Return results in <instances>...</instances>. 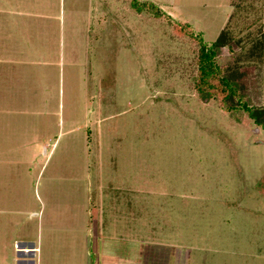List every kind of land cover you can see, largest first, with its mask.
Returning <instances> with one entry per match:
<instances>
[{
    "label": "rangeland",
    "instance_id": "1",
    "mask_svg": "<svg viewBox=\"0 0 264 264\" xmlns=\"http://www.w3.org/2000/svg\"><path fill=\"white\" fill-rule=\"evenodd\" d=\"M137 1L164 16L0 0V72L23 63L0 107L31 126L1 130L0 264H98L95 235L108 264H264V129L237 104L264 109V0ZM223 31L230 112L193 88L198 39Z\"/></svg>",
    "mask_w": 264,
    "mask_h": 264
},
{
    "label": "trees",
    "instance_id": "2",
    "mask_svg": "<svg viewBox=\"0 0 264 264\" xmlns=\"http://www.w3.org/2000/svg\"><path fill=\"white\" fill-rule=\"evenodd\" d=\"M132 6L135 7L139 14H149L155 19L162 18L163 13L161 9L150 1H137L132 0ZM172 34L176 36H187L195 39L192 32L190 31V25L181 22H174L172 27ZM227 30V29H226ZM230 39L228 34L223 31L217 39L212 43H205L202 39H198V49L194 64L196 66L195 77L193 81V88L195 92L202 98L210 100L214 99L218 101L224 111L230 112L235 108V104H229L233 97L237 95V88L239 83L235 74H226L224 69L217 63V52L227 47ZM259 47L255 46L256 49H262L261 41H257ZM241 96L237 95L236 100H239ZM237 103V101H236ZM239 107H242L248 118L252 122L262 129H264V109L263 108H249L246 104L237 103ZM254 190L257 196L264 197V174L254 184Z\"/></svg>",
    "mask_w": 264,
    "mask_h": 264
},
{
    "label": "crops",
    "instance_id": "3",
    "mask_svg": "<svg viewBox=\"0 0 264 264\" xmlns=\"http://www.w3.org/2000/svg\"><path fill=\"white\" fill-rule=\"evenodd\" d=\"M3 30H5V29H3ZM17 64H18L19 67L17 69H15V71H11L10 69H7L5 71L0 72V82L1 83H4L3 85L6 86L7 88L9 87L10 82H13L14 77H20V78L23 77V75H19L20 74L19 70L21 69V66H22L23 63L22 64L17 63ZM14 73H15V76H14ZM29 73H31L32 75H35L36 74L31 69H29V71L27 69L26 72H25V74H24V76L25 75L28 76ZM39 75L41 76V74H39ZM6 91H7V93H9L8 90H6ZM15 114L16 113H14L13 115H11V111L10 110H7L5 107H2V108L0 107V141H5L8 138V136L7 137H2L1 130L10 129V130H18L19 132H23L26 129H31V126L24 127V129H23V127L21 125H16L15 124V121L13 120V116ZM28 115H30V114H28ZM13 126L15 128H12L11 129V127H13ZM23 137H25V134H23ZM20 143H22L23 145H25L24 144V140L20 141L19 144ZM2 146L3 145L1 144V148H2ZM1 152H0V157L4 153V152L3 153H1ZM0 163H2V162L0 161ZM15 164H16V162H15ZM93 237H94L93 252L96 254V259L100 260V263L98 261V264H108V262L105 261V260L108 259V258H105V256L107 255L105 249H104L103 252H102V250H99L98 249L99 238H97L96 235L93 236ZM22 243H23V245H26L27 244V242H22ZM28 247H31L30 244H29ZM27 249L28 248H24V252H26L25 250H27ZM30 249H31V251L33 250V248H30ZM102 257L105 260L101 259ZM111 259H113V257ZM133 262H134V259L131 257V261H130L129 260V255L127 254V255H123V257L117 259V262H116V260H114V262H112V263L113 264H117V263L118 264H134ZM28 264H31V263H28ZM138 264H139V260H138Z\"/></svg>",
    "mask_w": 264,
    "mask_h": 264
}]
</instances>
